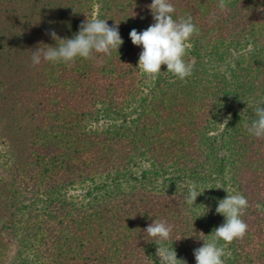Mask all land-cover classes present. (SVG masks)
<instances>
[{"label":"trees","instance_id":"1","mask_svg":"<svg viewBox=\"0 0 264 264\" xmlns=\"http://www.w3.org/2000/svg\"><path fill=\"white\" fill-rule=\"evenodd\" d=\"M171 2L199 30L184 80L138 68L129 33L154 23L151 0H0V264H159L154 220L172 226L178 264H196L237 192L248 230L225 264H264V139L247 133L264 101V0ZM93 18L118 24V50L31 65L51 30L71 38Z\"/></svg>","mask_w":264,"mask_h":264},{"label":"clouds","instance_id":"2","mask_svg":"<svg viewBox=\"0 0 264 264\" xmlns=\"http://www.w3.org/2000/svg\"><path fill=\"white\" fill-rule=\"evenodd\" d=\"M220 8L224 7V0H220ZM148 8L154 23L141 32L132 29L129 38L133 45L141 47L138 68L146 76L156 78L160 73H170L179 80H184L192 74L193 65L185 60L187 47L191 38L199 30L189 15L186 18H174L176 11L171 0H151ZM49 35L55 46H38L31 55V65L39 66L42 62L50 64H64L71 66L78 59H92L95 54L110 55L113 49L118 50L123 44L118 24L109 25L101 18L87 19L80 25L77 33L71 38H61L53 29ZM166 71L161 72V66ZM256 107L254 116L247 126V133L255 139H264V101H254ZM197 193L193 185L186 193V200L192 203ZM248 207L247 198L241 193L227 195L217 203L215 209L223 216L224 223L213 230L211 239L201 247L194 249L196 264H225V248L236 239L242 238L248 225L242 219ZM172 226L160 220H154L144 229L146 237L160 241L157 248L159 264H178L174 248H168L165 241L170 239ZM223 242L220 244L219 242ZM186 264V261H183Z\"/></svg>","mask_w":264,"mask_h":264},{"label":"rangeland","instance_id":"3","mask_svg":"<svg viewBox=\"0 0 264 264\" xmlns=\"http://www.w3.org/2000/svg\"><path fill=\"white\" fill-rule=\"evenodd\" d=\"M30 106V105H29ZM0 148H1V151H2V149H3V147L1 146V143H0ZM81 192H82V190L81 189H76V190H72V191H70L69 193H68V196H72V197H74V199L75 200H79V198H80V196H82L81 195Z\"/></svg>","mask_w":264,"mask_h":264}]
</instances>
